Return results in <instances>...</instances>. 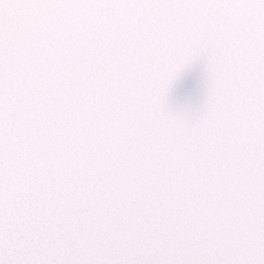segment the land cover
Segmentation results:
<instances>
[{"label": "snow or ice", "instance_id": "obj_1", "mask_svg": "<svg viewBox=\"0 0 264 264\" xmlns=\"http://www.w3.org/2000/svg\"><path fill=\"white\" fill-rule=\"evenodd\" d=\"M0 264H264V0H0Z\"/></svg>", "mask_w": 264, "mask_h": 264}, {"label": "water", "instance_id": "obj_2", "mask_svg": "<svg viewBox=\"0 0 264 264\" xmlns=\"http://www.w3.org/2000/svg\"><path fill=\"white\" fill-rule=\"evenodd\" d=\"M198 73H199V66H197V67L194 69L193 74H194V75H197Z\"/></svg>", "mask_w": 264, "mask_h": 264}]
</instances>
